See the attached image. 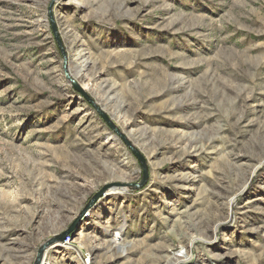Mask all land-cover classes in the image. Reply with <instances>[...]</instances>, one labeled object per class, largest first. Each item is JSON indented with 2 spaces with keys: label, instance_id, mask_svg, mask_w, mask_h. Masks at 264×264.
Wrapping results in <instances>:
<instances>
[{
  "label": "rangeland",
  "instance_id": "obj_1",
  "mask_svg": "<svg viewBox=\"0 0 264 264\" xmlns=\"http://www.w3.org/2000/svg\"><path fill=\"white\" fill-rule=\"evenodd\" d=\"M72 226L41 264H264V0H0V264Z\"/></svg>",
  "mask_w": 264,
  "mask_h": 264
},
{
  "label": "water",
  "instance_id": "obj_2",
  "mask_svg": "<svg viewBox=\"0 0 264 264\" xmlns=\"http://www.w3.org/2000/svg\"><path fill=\"white\" fill-rule=\"evenodd\" d=\"M101 116L103 117V119H106L105 115L104 114H101ZM135 153V155L140 158L137 154L136 151H133ZM144 173H145V170H144ZM74 226V225H73ZM73 226L70 227V229L52 239H49L48 241H46L43 245L40 246V248L38 249V252H37V256H36V259L34 261V264H41V261H42V256H43V253L48 249L50 248L51 246H53L56 242H60V241H63L67 235L73 230Z\"/></svg>",
  "mask_w": 264,
  "mask_h": 264
},
{
  "label": "bare ground",
  "instance_id": "obj_3",
  "mask_svg": "<svg viewBox=\"0 0 264 264\" xmlns=\"http://www.w3.org/2000/svg\"><path fill=\"white\" fill-rule=\"evenodd\" d=\"M125 191L124 188H119V187H113L108 189L106 192L107 193H123ZM125 227V224H121V226L119 227L118 231L115 233L114 238H113V244L114 246L119 249L121 252H123L122 247H120V237H121V233L123 232V229ZM59 244H56L54 247H59ZM53 247V248H54ZM47 251V250H46ZM46 251L44 252V255L46 253ZM181 257V256H180ZM188 258V257H187ZM181 259V258H180ZM174 261V260H173ZM185 261V259H181V260H175L173 262V264H182ZM172 264V263H171Z\"/></svg>",
  "mask_w": 264,
  "mask_h": 264
}]
</instances>
